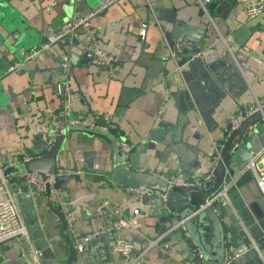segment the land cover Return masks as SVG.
Returning a JSON list of instances; mask_svg holds the SVG:
<instances>
[{"label":"crops","instance_id":"obj_1","mask_svg":"<svg viewBox=\"0 0 264 264\" xmlns=\"http://www.w3.org/2000/svg\"><path fill=\"white\" fill-rule=\"evenodd\" d=\"M98 2L0 0V170L12 158L30 157L50 138L64 104L63 82L75 92L72 114L96 113L113 125L105 134L64 135L57 165L93 173L69 179L65 190L36 189L31 205L20 212L22 220L35 216L42 238L33 240L24 225L26 236L0 243V264H36L34 247L49 238L48 245L59 252L58 263H65L56 194L74 214L67 229L75 249L82 246L75 264H100L98 256L107 248L113 264H179L157 242L156 217L147 207L151 199L144 203L140 197L145 190H131L100 174L110 171L121 151L114 143L130 144L135 164L162 177L180 173L196 181L209 174L204 182L210 189L216 160L208 156L225 125L264 97V13L248 18L235 0H119L97 13L91 24L100 48L115 57L113 77L85 56L79 29L34 57L21 58ZM63 56L68 59L65 73L57 65ZM14 61L20 62L18 69L6 71ZM258 124L250 145L259 147L255 155H264V119ZM235 163L240 169L235 166L232 178L224 179L230 188L216 199L213 211L240 228L230 247L241 251L238 264H264V195L253 175L259 157L244 166L237 157ZM117 220L125 225L104 231ZM119 240L131 243L130 253L112 250ZM210 249L204 257L215 261L217 251ZM52 259L39 264H55Z\"/></svg>","mask_w":264,"mask_h":264},{"label":"water","instance_id":"obj_2","mask_svg":"<svg viewBox=\"0 0 264 264\" xmlns=\"http://www.w3.org/2000/svg\"><path fill=\"white\" fill-rule=\"evenodd\" d=\"M98 67L102 70L105 69L104 66ZM263 119L264 107L261 111L250 114L235 127L230 123L225 125L221 132V138L217 139V145L208 156L210 162L216 160L213 168L216 180L210 189L206 188L204 181L200 185L194 186L168 185L156 170L137 166L131 150L127 155L121 151L115 154L110 171L100 174L131 190H145V193L141 194L140 197L144 203L147 199H151L152 204L147 205V207L152 210L151 214L156 217L155 235L157 242L166 247L167 256L173 257L179 264H238L237 258L241 251L231 250L230 247H233V238L240 237V228L230 218L229 223H226L222 217L214 213L213 208L217 207L216 199L225 195L230 188L229 182L224 183V179L232 178L235 166L240 169L235 163L237 157L244 166L251 157L255 156L256 150L258 151V146L254 147L250 144L254 133L260 128L257 122ZM250 126H253V132L246 133ZM111 128L113 125L101 118L96 122L95 127L71 125L67 127V132L78 131L100 135L105 134L104 132ZM63 139L64 135H59L48 145L46 143L48 137H45L44 143L27 161L5 164L0 170L1 177L7 179L10 184V189L19 208L31 205L32 195L36 191V188L23 178L24 174L36 173L42 181L52 176V183L50 185L45 184V186L51 189H64V184L69 179L78 181L81 177L80 173H93L82 168H65L57 165V154ZM114 146L119 150V143H114ZM260 149H264V142L261 143ZM260 167L261 164L258 163L256 168L259 169ZM170 174L168 173L166 176ZM17 176H19L18 179ZM207 189L210 191L206 192ZM183 192L188 193L183 194ZM218 192L221 194L209 205L198 209L199 205ZM47 193L49 194V192ZM55 213L59 218V231L67 251L64 264H75L77 252L73 239L69 237L64 214L62 211H55ZM34 217L33 215L26 219L23 218L24 225L33 240L42 238V233L38 229L39 222ZM208 227L211 228L209 236ZM45 240L47 242L44 241L42 247H34L38 262L53 258L55 264H59L58 250L48 245V243H52V239ZM255 243L258 244L256 241ZM210 248L217 251V255L214 257L216 258L215 261L207 260L204 257L206 256L205 251L211 250ZM102 250L103 254L98 256L100 264H113L109 249Z\"/></svg>","mask_w":264,"mask_h":264},{"label":"built area","instance_id":"obj_3","mask_svg":"<svg viewBox=\"0 0 264 264\" xmlns=\"http://www.w3.org/2000/svg\"><path fill=\"white\" fill-rule=\"evenodd\" d=\"M119 0H99L98 4L86 13L81 15H74L67 19L63 25L55 31L50 32L46 38L39 43V45L27 53H22V59H30L42 51L47 50L52 44L62 41L63 39L70 37L76 30H80V38L83 42V51L88 60L97 66H104L108 76L113 77L115 72L113 71V63L115 62V57L111 54L103 51L99 46V41L94 35V28L91 24V19L97 13L103 11L110 5L116 3ZM200 4V0H197ZM208 1V0H207ZM242 6L243 12L246 17L252 18L260 13H264V0H235ZM139 38L142 39L144 36V25L139 28ZM20 65L19 61H14L12 64L6 67V71L12 72L18 69ZM61 72L65 73L68 68V59L63 56L61 60L57 63ZM67 82H63L64 91V104L61 106L60 110L57 112V118L52 123L50 138L46 142L50 145L53 140L59 135H65L67 133V127L71 125H85L95 127L96 122L100 119V116L96 113H85L83 115H74L70 112V103L75 95V92L71 90ZM264 107V97L261 99H255L254 103L247 109L246 113L242 111L238 113L234 118L230 119V124L235 127L237 126L247 115L261 111ZM120 149L124 155H127L131 150V145L127 142L121 140L119 142ZM259 157V162L261 167L254 170V180L258 191L264 195V155H255L254 157ZM30 157H24L21 160L12 158L8 161L6 165L14 164L17 162L27 161ZM162 177V176H160ZM23 178L31 183L36 189L42 190L45 184H51L52 178L48 177L42 181L38 174L27 173L23 175ZM168 185L176 186H194L200 185L203 181L209 178V174L204 176L200 180L192 181L187 176L180 173L170 174L169 176L162 177ZM7 180L0 175V243L16 237V236H26V230L21 217L20 208L18 207L15 196L10 190ZM221 193H215L210 198H208L203 204L198 206V209L204 208L209 205L215 198H217ZM56 199L58 201L60 210L64 214V220L68 228H72L74 222V214L63 201L59 195L56 194ZM125 225V222L117 220L113 221L109 228L104 231H109L110 229H118ZM103 231L94 233L86 237L85 240H89L95 235L101 234ZM132 245L129 241H116L112 245V250L122 255H127L130 253ZM76 250L82 252V246L80 244L76 245ZM32 259L36 264H39L37 260V254L34 251L32 254ZM226 260V259H225ZM227 261V260H226ZM207 264V263H204Z\"/></svg>","mask_w":264,"mask_h":264}]
</instances>
